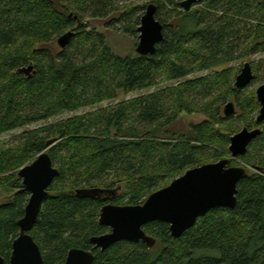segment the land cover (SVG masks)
Here are the masks:
<instances>
[{
  "label": "trees",
  "instance_id": "1",
  "mask_svg": "<svg viewBox=\"0 0 264 264\" xmlns=\"http://www.w3.org/2000/svg\"><path fill=\"white\" fill-rule=\"evenodd\" d=\"M128 1L0 0V135L173 83L147 96L24 132L10 146L0 144V188L15 192L0 205V256L9 262L30 198L18 173L8 174L46 151L59 176L30 232L43 264H63L73 249L92 251L93 264H264V124L258 125L254 116L260 104L255 95L242 99L245 91L235 86L238 73L225 70L264 51V0H205L196 5L205 7L170 13V18L159 13L162 5L177 9L182 0H155L151 4L158 8L164 41L146 57L114 53L104 34L83 24L85 19L108 17L117 11L116 4ZM146 8L138 6L120 16L128 33H136L138 13ZM68 32H74L71 43L59 51L53 48ZM205 70L215 73L179 83ZM232 98L243 112L244 127L262 130L237 158L254 170L238 185L237 207L210 211L177 240L168 224L150 223L144 231L156 240L152 248L122 241L105 251L94 249L90 240L109 231L99 224L106 202L102 197L81 198L76 191L112 190L122 181L127 193L112 203L136 206L204 164L206 157L209 163L223 160L224 150L230 154L231 136L215 130V123L233 117L221 114ZM182 113L203 114L207 121L183 133L175 131ZM239 125L240 119L225 130L236 132ZM214 141L225 149L210 156Z\"/></svg>",
  "mask_w": 264,
  "mask_h": 264
},
{
  "label": "water",
  "instance_id": "2",
  "mask_svg": "<svg viewBox=\"0 0 264 264\" xmlns=\"http://www.w3.org/2000/svg\"><path fill=\"white\" fill-rule=\"evenodd\" d=\"M203 1L205 0H184L181 7L188 13ZM157 11V6L150 4L141 18L138 28L139 43L136 48V53L140 56L154 55L157 46L164 41V26L156 18ZM73 37L74 32L61 36L57 41L59 47L66 48ZM254 79L252 65L246 63L236 77L235 86L237 89H245ZM257 100L260 110L256 122L263 125L264 83L257 90ZM235 113V104L229 102L224 109L225 117L229 118ZM261 134L260 128L253 130L244 128L230 139L231 158L188 170L168 186L152 193L143 204L104 206L100 212L99 224L111 231L90 240L94 249L105 251L122 241L142 242L152 248L156 240L144 231V227L150 223L168 224L171 237L177 240L194 228L198 220L210 211L217 208L235 209L239 202L238 185L248 177V171L243 167H231V161L244 156ZM18 175L30 198L25 215L19 221L20 234L12 244L9 262L0 256V264H43L41 249L30 232L38 221L42 206L49 197V188L59 176V171L45 151L31 165L21 168ZM110 192L116 193V190ZM76 193L81 198H96L109 193V190L79 189ZM94 260L95 255L92 251L73 249L63 264H93Z\"/></svg>",
  "mask_w": 264,
  "mask_h": 264
},
{
  "label": "rangeland",
  "instance_id": "3",
  "mask_svg": "<svg viewBox=\"0 0 264 264\" xmlns=\"http://www.w3.org/2000/svg\"><path fill=\"white\" fill-rule=\"evenodd\" d=\"M153 1H155V0H130V1L124 2V3L119 2L118 4H116V7H118L117 11H115L114 13H111L108 17L98 18V19H92V18L85 19L83 24L88 28V31H96L98 33L104 34L107 38V42H108L109 46L113 49L114 53L121 55V56H133V55L137 54L136 48H137L138 43H139L140 33H138V29H135L136 33H134V32L128 33L124 28L126 25V22L124 21L122 23L120 16H122L126 12H130L135 7H138V6H145L146 7V6L150 5ZM182 2H183V0L180 3H182ZM180 6H181V4H180ZM200 7H205V6L202 4V5L195 6L193 9L200 8ZM182 11H183L182 7L174 9L170 6H166V4H165V5H162V8L160 9L159 13L163 17L170 18V13H171V15H173V13L175 14V13L182 12ZM144 13H145V11L141 12L140 14L138 13V15L142 18ZM53 48H58V51L60 50L57 41L53 44ZM246 63H250L252 65L253 73H254V76L256 77V79H254V81L248 87H246L245 89H242V91H245V92L242 94L241 98L244 99V98H248L250 96L253 97L255 95V97L257 99V90L264 83V51L263 50L258 51L255 55H253L251 57H247V58H244L240 61H236V62H233L231 64H228L225 67V70L236 71L239 74ZM214 73H215V71H213V70H208V71L205 70V71H200V72L198 71V72L194 73L193 75L187 77L185 80L180 81L179 83H185V82L191 81V80L210 77ZM235 81H236V78H235ZM172 85H173V83L172 84L162 83V84H159L158 86L153 87L151 89L144 90L141 92L132 93L129 95H121L117 99H114L111 101H104V102L97 104L93 107L83 108L77 112L65 113V114L58 115L57 117H55L49 121H46V122L28 125L22 129L0 135V144L10 146L11 144L17 143V142H15L16 139L18 137H20V135L23 134L24 132L38 130V129H41V128H43L47 125H50L52 123L66 121L68 119H72V118H75L77 116L85 115L88 113H93V112L103 110V109H107V108L116 106L120 103L129 101L131 99L147 96L149 94L158 92V91L166 89ZM228 102H233L236 104V102L234 101L233 98L228 100L227 103L221 109L222 115H224V109H225V106L228 104ZM258 114H259V111L254 114L255 119L257 118ZM241 117L243 118V112L236 104V115L233 116L231 119H227V121H224L223 123H221V122L215 123V130H217V131L219 130L223 134L233 137L234 135L238 134L239 132H241L245 128L244 125L242 124V118ZM238 119H240V125H239L240 128L236 132H233V133L227 132L226 130L233 129L234 126H236ZM206 121H207V117L203 114L197 113V114L189 115L187 113H182L180 118L177 120L176 124L174 125V127L172 129H174L175 131H179V132L183 133V132L187 131L191 126H198L200 124H203ZM172 141H174V140H172ZM224 149L225 148H223V146L217 144L214 141V144L211 145L209 150H208L209 151L208 155L215 156V153H223L222 151ZM206 158L207 159H205V160L208 161L209 157H206ZM223 158L229 159V158H231V154L226 153V151L224 150ZM34 160H36V158H34ZM34 160L32 159L25 166L31 165L34 162ZM206 161L204 162V164L202 163V165L214 163V162L209 163ZM235 162H236L235 165L232 164L230 166L231 167L247 168L249 175L254 174V170L247 167L240 160L237 159V160H235ZM15 173H19V172H17V171L12 172L8 175H13ZM112 190L117 191L119 198L122 195L127 193L126 184L122 181H120V182L117 181L115 183V187L112 188ZM14 194H15V192L11 189L0 188V205L7 202L8 200H10ZM56 195H58V193L51 194V196H56Z\"/></svg>",
  "mask_w": 264,
  "mask_h": 264
},
{
  "label": "flooded vegetation",
  "instance_id": "4",
  "mask_svg": "<svg viewBox=\"0 0 264 264\" xmlns=\"http://www.w3.org/2000/svg\"><path fill=\"white\" fill-rule=\"evenodd\" d=\"M102 190H107L108 191L109 189H102ZM110 191H114V190H109V193H104L103 195H101V197L104 200V202H106V204L104 206H106L108 204L116 205V204H114L112 202L115 199V197L118 195V193H117V191H116V193L115 192H110ZM117 206H119V205H117ZM110 231L111 230L109 229V231L107 233H109ZM107 233H105V234H107Z\"/></svg>",
  "mask_w": 264,
  "mask_h": 264
}]
</instances>
